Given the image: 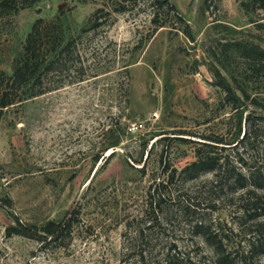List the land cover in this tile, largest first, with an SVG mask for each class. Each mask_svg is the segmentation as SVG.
Instances as JSON below:
<instances>
[{"label": "rangeland", "instance_id": "374dc122", "mask_svg": "<svg viewBox=\"0 0 264 264\" xmlns=\"http://www.w3.org/2000/svg\"><path fill=\"white\" fill-rule=\"evenodd\" d=\"M141 1L86 33L96 0L0 9L6 76L40 21L60 17L57 30L77 43L63 75H51L59 89L0 116V264H157L172 249L184 262L216 264L214 245L232 264H264V217L239 211L241 193L211 192L213 173H181L199 149L210 151L197 142L233 139L264 106V74L252 75L244 58L264 50V12L252 0H170L183 22L147 42ZM221 147L212 151L232 154ZM69 219L73 237L59 242L8 232L16 220L29 228Z\"/></svg>", "mask_w": 264, "mask_h": 264}, {"label": "trees", "instance_id": "16d2710c", "mask_svg": "<svg viewBox=\"0 0 264 264\" xmlns=\"http://www.w3.org/2000/svg\"><path fill=\"white\" fill-rule=\"evenodd\" d=\"M36 1L38 0H29V2L26 0H0V9H6L11 2L14 5L21 2L22 9H26ZM96 1L99 7L92 15L89 27L83 30L84 33L103 27V19L106 16L128 14L134 11L139 4V0ZM141 2H144L145 7L150 9V24L153 27L148 32L147 42L155 36L157 31L165 28L177 29L175 25L183 22V18L176 12L170 0H142ZM252 3L261 13L264 12V0H252ZM14 11L18 12L19 10L15 8ZM171 16H173V22L169 19ZM58 23H62L60 17L50 23L40 21L35 24L27 36L21 55L15 61L13 74L6 76L0 72V116L11 107L22 105L30 99L59 89V86L55 88L51 84V75L54 73L63 75L76 50L77 43L73 38H66L63 31L57 30ZM186 35L190 39L193 37L191 31ZM244 58L252 75L264 74V50L252 47L246 50ZM81 81L84 80L80 79ZM223 87L227 90L232 101L233 110L239 112L242 102L236 94L237 92H234L229 86L224 85ZM242 93L244 94V92ZM259 110L260 112H258ZM242 122H240L239 133L231 140L224 137L207 136L203 138L206 142H197L210 148V151L203 152L199 149L196 161L185 167L181 173H190L193 176L204 172L213 173L211 192H226L224 196L232 195L233 198L236 193H241L234 198L238 201L239 211L244 216L258 219L264 217V106L257 104L256 110L247 114L244 120V131ZM220 145L222 150L231 151L232 154L224 156L212 151L219 148ZM154 204L152 199L150 201L152 209ZM195 206L187 202L185 209L188 210ZM16 222L19 224V228H10L9 234L48 243L73 237L74 220L71 219L66 222L51 221L40 227L29 228L22 226L19 220ZM196 228L202 230L199 233L205 237L206 241L211 242L214 239L209 227L198 224ZM205 229L207 230L205 231ZM214 249L219 255L216 264H232L230 256L226 255L224 251H220L219 246L214 245ZM189 261L184 262L172 249L156 263L194 264Z\"/></svg>", "mask_w": 264, "mask_h": 264}]
</instances>
